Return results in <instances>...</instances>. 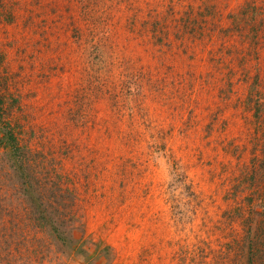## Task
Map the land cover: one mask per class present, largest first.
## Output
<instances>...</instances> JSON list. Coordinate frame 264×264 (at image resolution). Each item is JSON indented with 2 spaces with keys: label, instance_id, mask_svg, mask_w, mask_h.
<instances>
[{
  "label": "rangeland",
  "instance_id": "374dc122",
  "mask_svg": "<svg viewBox=\"0 0 264 264\" xmlns=\"http://www.w3.org/2000/svg\"><path fill=\"white\" fill-rule=\"evenodd\" d=\"M0 99V264L247 259L264 0H0ZM25 189L75 243L32 225Z\"/></svg>",
  "mask_w": 264,
  "mask_h": 264
},
{
  "label": "trees",
  "instance_id": "16d2710c",
  "mask_svg": "<svg viewBox=\"0 0 264 264\" xmlns=\"http://www.w3.org/2000/svg\"><path fill=\"white\" fill-rule=\"evenodd\" d=\"M0 104H1V99H0ZM0 117H2L1 112H0ZM0 125H1V129H5L4 126L2 127L3 123H1ZM0 141L3 144V147L6 149L5 152L9 155L12 164L19 165V161L16 158L17 157L16 154L19 150V147L17 145V140L14 136L13 131H10V129H8L6 132L4 131ZM259 167L261 169L264 168V157L263 159H261ZM18 169L19 167L17 168V170ZM24 192L28 196V200H29L28 208H31L32 211V214L29 211V214H31V216L28 217V219L31 220V222H33L32 225L41 231L43 230L48 231L54 239L61 242L63 245L70 246V244L75 243V241L69 236L68 231L63 227L61 223L53 221L52 219L47 217L46 215L47 209L45 208L43 203L37 201L35 202L26 189ZM251 203L252 201H250V204ZM259 215L263 216L264 210L262 213H259ZM256 232L257 233L255 234L253 233L251 235V231H247L246 235L243 238L244 240L243 243L245 247H247V250L245 249V252L247 253L246 254L247 259H245L241 264H264V225H261V229H259V231Z\"/></svg>",
  "mask_w": 264,
  "mask_h": 264
}]
</instances>
